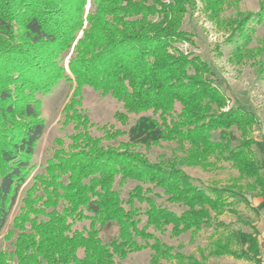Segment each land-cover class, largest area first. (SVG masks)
Masks as SVG:
<instances>
[{
  "label": "trees",
  "instance_id": "obj_1",
  "mask_svg": "<svg viewBox=\"0 0 264 264\" xmlns=\"http://www.w3.org/2000/svg\"><path fill=\"white\" fill-rule=\"evenodd\" d=\"M198 1L227 34L229 61L250 63L264 80V34L251 47L256 25L264 28V0L256 12L227 18L229 0H0V234L35 168L46 127L40 96L63 81L75 84L64 108L65 124H74L71 144L33 177L0 264H127L147 250V264L263 263L261 231L238 208L256 218L264 209L258 116L244 104L227 106L231 96L209 60L174 47L195 45L184 24ZM211 52L222 55L220 45ZM86 87L123 105L116 113L123 125L138 117L126 131L109 125L93 136L80 109ZM121 136L127 141L104 144ZM162 143L175 144L171 157L153 161L138 150ZM221 163L239 174L226 185L204 186L182 169L213 171ZM128 181L136 184L124 194ZM226 214L235 220L223 221ZM208 231L198 254L164 240L189 234L194 241Z\"/></svg>",
  "mask_w": 264,
  "mask_h": 264
},
{
  "label": "rangeland",
  "instance_id": "obj_2",
  "mask_svg": "<svg viewBox=\"0 0 264 264\" xmlns=\"http://www.w3.org/2000/svg\"><path fill=\"white\" fill-rule=\"evenodd\" d=\"M232 1L233 7L226 9L223 14L224 18L234 15L237 11L241 12H256L259 9V0H240L238 3L236 0ZM236 5V6H235ZM90 4L87 6V12L89 11ZM192 17L186 19L184 24L185 30L191 33L195 45L189 42L175 43L174 47L177 51L184 54L195 53L202 56L204 59L209 60L212 64L213 70L223 83V87L227 88L228 95L231 96L228 107L234 103H240L246 105L249 109L254 111L258 116V125L255 128L253 137L257 141H264V80H262L256 71V68L250 63L244 65H234L229 61L231 47L225 43L227 34L221 29L217 28L202 11V5L198 1V9L192 14ZM264 34V28L261 25H256L255 39L251 44V47L257 46ZM220 45L222 55H213L211 50ZM64 63L68 65L69 59L73 55V49L67 54H63ZM75 84L69 82H61L57 85L49 94L40 96L42 105L41 117L46 122L45 132L40 138L37 149L35 151L32 164L35 166L30 178L19 192L18 199L14 205L5 228L0 234V251L4 249H10V242L5 239L6 232L11 228L14 218L19 214L22 207V199L25 197V193L28 188L33 184V177L37 174L43 173L48 159H50L54 152L60 148L67 149L71 144L70 136L73 133L74 124H65V112L64 108L69 103L72 93L74 91ZM227 107V108H228ZM226 108V109H227ZM90 117L93 126L90 128V132L93 136L103 135L104 126H113V130L120 129L126 131L138 116L132 114L129 116V122L127 125H123L116 119V113L124 112L123 105L116 101L111 96H102L101 92L95 91L92 88L86 87L83 90L82 107L80 108ZM61 140V142H59ZM121 141H127L126 136H121L113 141H105V145L117 146ZM174 143H162L161 146H153L150 149L141 148L139 151L146 153L148 157L157 161L161 157L169 158L173 155L175 148ZM222 168L213 171H205L201 167H187L182 166V169L191 177L202 183L204 186L208 185H226L232 182L234 178L239 176L238 172L233 169L228 163H221ZM119 180V178H118ZM136 183L128 181L124 187V194L128 189L133 187ZM249 199L255 204L260 202L259 196L248 195ZM239 210L245 215L254 219L255 224L260 231H264V209L261 210L260 218H256L255 215L248 210L243 209V205L238 207ZM221 219L227 223L234 221L235 217L230 214H226ZM241 227L237 225V227ZM244 231H251L248 227H243ZM211 231L202 232L199 237L194 241H191L190 235L186 234L180 238L164 237V240L171 245H177L178 243L184 244V251L187 253L198 254L197 248L203 247L208 244L209 234ZM150 251H144L132 255V257L126 261L127 264H147L149 261ZM166 264H175L169 262ZM209 264H252L250 262L238 261L232 257H221L217 259H211Z\"/></svg>",
  "mask_w": 264,
  "mask_h": 264
},
{
  "label": "crops",
  "instance_id": "obj_3",
  "mask_svg": "<svg viewBox=\"0 0 264 264\" xmlns=\"http://www.w3.org/2000/svg\"><path fill=\"white\" fill-rule=\"evenodd\" d=\"M261 235H262V240L264 241V231H261ZM263 247H264V244H263ZM238 261H241V260H238ZM242 261H244V260H242ZM245 262H249V261H245ZM250 263L255 264L254 262H250ZM262 264H264V261Z\"/></svg>",
  "mask_w": 264,
  "mask_h": 264
}]
</instances>
